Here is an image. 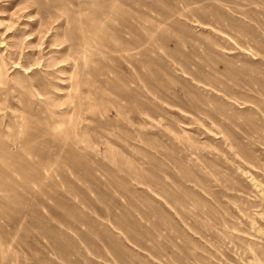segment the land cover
<instances>
[{"label":"rangeland","instance_id":"1","mask_svg":"<svg viewBox=\"0 0 264 264\" xmlns=\"http://www.w3.org/2000/svg\"><path fill=\"white\" fill-rule=\"evenodd\" d=\"M0 67V264H264V0H0Z\"/></svg>","mask_w":264,"mask_h":264},{"label":"bare ground","instance_id":"2","mask_svg":"<svg viewBox=\"0 0 264 264\" xmlns=\"http://www.w3.org/2000/svg\"><path fill=\"white\" fill-rule=\"evenodd\" d=\"M3 66H4V65H3ZM0 68H1V67H0ZM2 68H3V67H2ZM2 68H1V69H2ZM3 71H4V70H3ZM2 76H3V73H2V70H0V78H2ZM4 76H5V74H4ZM4 76H3V77H4Z\"/></svg>","mask_w":264,"mask_h":264}]
</instances>
